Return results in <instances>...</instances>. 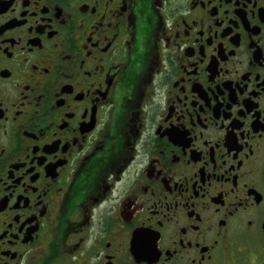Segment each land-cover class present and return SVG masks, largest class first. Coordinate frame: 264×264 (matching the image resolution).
Instances as JSON below:
<instances>
[{
  "label": "flooded vegetation",
  "instance_id": "obj_1",
  "mask_svg": "<svg viewBox=\"0 0 264 264\" xmlns=\"http://www.w3.org/2000/svg\"><path fill=\"white\" fill-rule=\"evenodd\" d=\"M251 260L264 0H0V264Z\"/></svg>",
  "mask_w": 264,
  "mask_h": 264
},
{
  "label": "rangeland",
  "instance_id": "obj_2",
  "mask_svg": "<svg viewBox=\"0 0 264 264\" xmlns=\"http://www.w3.org/2000/svg\"><path fill=\"white\" fill-rule=\"evenodd\" d=\"M254 241H255V242H257L258 240H257V239H255ZM251 262H253V260H251V261L249 262V264H250ZM234 264H242V263H241V262H240V263H238V262H235Z\"/></svg>",
  "mask_w": 264,
  "mask_h": 264
}]
</instances>
